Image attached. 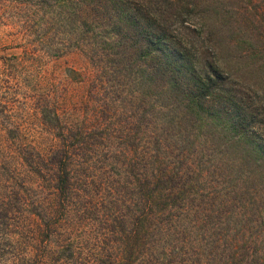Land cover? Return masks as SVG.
Instances as JSON below:
<instances>
[{"label": "trees", "instance_id": "obj_1", "mask_svg": "<svg viewBox=\"0 0 264 264\" xmlns=\"http://www.w3.org/2000/svg\"><path fill=\"white\" fill-rule=\"evenodd\" d=\"M9 5L0 264H264V0Z\"/></svg>", "mask_w": 264, "mask_h": 264}, {"label": "rangeland", "instance_id": "obj_2", "mask_svg": "<svg viewBox=\"0 0 264 264\" xmlns=\"http://www.w3.org/2000/svg\"><path fill=\"white\" fill-rule=\"evenodd\" d=\"M9 0H0V67L2 62H10L14 61V57L17 56L19 59L20 64L30 68V69H37L41 71L43 68L48 74L50 80H55L58 76L62 79L63 73L67 68H74L82 73L84 76L92 77V72L94 71L91 65L88 62L86 56L81 52H71L70 54L65 55L61 59L60 62L54 63L50 61V66H45V62H39L35 65L28 63L24 57V46L26 44L25 39L18 28L17 24L12 18V11L13 9L9 8ZM49 61L46 59V62ZM21 65V67H22ZM77 95L78 101L80 98L86 96L85 88H81L78 86ZM76 110L73 111V118L72 120L75 121H83L86 117L90 116L91 120H94V117L90 114L86 115L80 106L75 108Z\"/></svg>", "mask_w": 264, "mask_h": 264}]
</instances>
